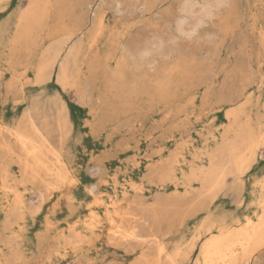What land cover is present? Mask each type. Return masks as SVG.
Wrapping results in <instances>:
<instances>
[{"label":"rangeland","instance_id":"374dc122","mask_svg":"<svg viewBox=\"0 0 264 264\" xmlns=\"http://www.w3.org/2000/svg\"><path fill=\"white\" fill-rule=\"evenodd\" d=\"M189 1L0 0V264H264V0Z\"/></svg>","mask_w":264,"mask_h":264},{"label":"bare ground","instance_id":"6f19581e","mask_svg":"<svg viewBox=\"0 0 264 264\" xmlns=\"http://www.w3.org/2000/svg\"><path fill=\"white\" fill-rule=\"evenodd\" d=\"M194 1V0H193ZM218 1H220V0H212V1H209V0H205V2L204 3H202L203 5H204V7H202L201 6V4H199L200 6H198V2L197 3H195V4H197V6L199 7V8H203V12H205L206 13V10H210V6H212L213 4H217L218 3ZM187 2V1H186ZM221 2H223V1H221ZM189 3V5L187 4H185L184 6H185V9H184V7H183V10H185V13H186V15L188 16V15H190L191 13H193L194 14V11H195V13H197L198 11V13L200 14V11H202L201 9L200 10H194L195 8H194V6H196L195 4L193 5V2H191V1H189L188 2ZM218 5V4H217ZM216 5V6H217ZM215 6V7H216ZM212 9V8H211ZM211 11V10H210ZM184 12V11H183ZM207 14V13H206ZM184 15V14H183ZM208 15V14H207ZM206 15V16H207ZM186 16V17H187ZM192 16V15H191ZM190 16V17H191ZM193 16H195V14L193 15ZM200 16H203V14L201 13L198 17H194L195 19L194 20H198V22H201L202 20H201V18L200 19H198ZM206 16H204V17H206ZM185 16H183L182 18L183 19H185L186 18ZM204 17H203V19H204ZM193 18V17H192ZM183 19H182V21H183ZM187 19V18H186ZM189 19V18H188ZM191 20V19H190ZM189 21V20H188ZM195 22V21H194ZM188 23V22H187ZM196 23V22H195ZM195 23L193 24V26L195 27ZM181 25V24H180ZM196 26H197V24H196ZM181 27V26H180ZM194 29V28H193ZM181 30V29H180ZM189 30V29H188ZM151 51V50H150ZM18 135H21L20 133H17ZM24 136H25V134H24ZM23 136V137H24ZM17 138H20L19 136L17 137ZM28 138V137H27ZM26 139V138H25ZM19 140H22L21 138L19 139ZM16 141V140H15ZM39 143V142H38ZM32 144V143H31ZM32 145H34V147H32L31 146V148H29L28 146H30V145H28V146H26V156L25 157H19V160H20V162L22 161L21 159H25V161H23V164L24 165H27L28 164V162H29V160L31 159V158H33L34 159V161H35V159H36V161H37V163L38 164H40V163H42L43 162V164L41 165H39V168L41 167V168H44V169H46V171H44L45 172V175L47 174L48 176H51V178H53V179H55V180H57V184L59 185V184H61V183H63V185H65L64 183H66L67 181H66V179H65V176H64V171L63 170H65V169H63L64 168V163L62 162V160H61V158L58 156L59 155V153H58V155H56V154H52V156H49V154L47 155L46 153H44L43 151H42V148L41 147H39L41 150H39V151H37V149L38 148H35V144H32ZM19 146V145H18ZM7 147H8V145H7ZM4 148V147H3ZM21 148V147H20ZM7 151V150H6ZM12 152V151H11ZM15 152V151H14ZM22 152V151H21ZM49 152V151H48ZM47 152V153H48ZM53 152V151H52ZM59 152V151H58ZM9 153V152H8ZM7 153V154H8ZM55 153H56V151H55ZM10 155H12L11 153H9ZM24 154V153H23ZM22 154V155H23ZM19 155V154H18ZM25 155V154H24ZM16 156V155H15ZM15 158H17V157H14V159ZM17 160V159H16ZM31 161V160H30ZM13 162V161H12ZM44 162H46V163H44ZM16 163H19V162H16ZM31 163H33L32 161H31ZM35 163V162H34ZM37 163H36V165H37ZM13 164V163H12ZM22 164V163H21ZM65 165H66V163H65ZM23 167H25V166H23ZM22 167V168H23ZM38 167V165L35 167V168H37ZM66 168V167H65ZM32 170V169H31ZM67 170H70V169H67ZM34 171V170H33ZM43 171V170H42ZM33 173V172H32ZM34 174V176L37 174V172L35 171V173H33ZM70 174V173H69ZM44 175V176H45ZM38 176V175H37ZM39 176H40V174H39ZM69 176V175H68ZM41 177V176H40ZM35 179H37L36 178V176L34 177ZM33 178V179H34ZM68 178V177H67ZM69 181V180H68ZM52 183V182H51ZM55 183V182H54ZM73 183V182H72ZM62 185V184H61ZM73 185V184H72ZM53 185H51L50 184V188L52 187ZM55 186V185H54ZM53 186V187H54ZM69 186V185H68ZM6 187V186H5ZM10 187V186H9ZM52 187V189H54ZM57 187V186H56ZM59 187V186H58ZM57 187V188H58ZM63 187V186H62ZM7 188V187H6ZM12 188V187H11ZM11 188H9V189H11ZM3 190H5V189H3ZM58 191V190H57ZM60 191V190H59ZM4 192V191H3ZM52 192V191H51ZM50 192V193H51ZM5 193V192H4ZM11 193V192H10ZM15 192H13L12 194H14ZM59 193H61V192H59ZM8 194H9V192H8ZM7 194V195H8ZM11 194V195H12ZM16 194V193H15ZM50 195V194H49ZM61 195V194H60ZM67 194L65 193V196H66ZM65 196H64V199H65ZM12 197V196H11ZM67 197V196H66ZM95 197V196H94ZM16 198V197H15ZM69 198H70V200L72 199V197H70L69 196ZM111 198V197H110ZM74 199V198H73ZM66 200H68V199H66ZM116 200V199H115ZM20 201V200H19ZM69 201V200H68ZM94 201V200H93ZM23 202V201H22ZM108 202V201H107ZM109 203V202H108ZM107 203V204H108ZM116 203V202H115ZM19 204V203H18ZM17 204V205H18ZM20 205H24L23 203L22 204H20ZM118 206V205H117ZM121 206V205H120ZM122 206H123V204H122ZM18 207V206H17ZM20 207V206H19ZM119 207V206H118ZM117 208V207H116ZM120 208V207H119ZM103 210V212H104V214H102V216H101V214H100V212H101V210ZM86 213H87V211H86ZM114 213H115V215H118V211H114ZM109 209H108V206L106 205V203H105V201L103 202V200L101 201V200H97L96 202H95V204L93 205V206H90L89 208H88V213H87V215L85 214L84 216H86V218L84 219V225H83V227L85 228V229H88V230H91V229H102L103 228V226H104V223H103V220H104V218H105V220H106V222H109L110 223V220H108L109 219ZM124 214V213H123ZM123 214L121 213V215L123 216ZM48 215V214H47ZM120 215V216H121ZM121 216V217H122ZM115 217V216H114ZM125 217V216H124ZM123 217V218H124ZM112 218V217H111ZM113 219H115V218H113ZM117 220V219H116ZM246 220V219H245ZM250 220V219H249ZM48 221H50V220H48ZM112 221V220H111ZM120 221V220H119ZM118 221V222H119ZM121 221H124V220H121ZM117 222V221H116ZM117 222V223H118ZM247 223H248V221H246ZM250 222V221H249ZM48 223V222H47ZM50 223V222H49ZM109 223H107L108 225H109ZM111 223H113V222H111ZM120 224H121V222H119ZM124 223H126V222H124ZM51 224V223H50ZM263 224V223H262ZM52 225V224H51ZM50 225V226H51ZM53 225H54V223H53ZM112 225V224H111ZM110 225V226H111ZM119 225V224H118ZM125 225H127V224H124L123 226H125ZM73 226V225H72ZM116 226H117V224H116ZM244 226H245V224H244ZM254 226V225H253ZM49 227V226H48ZM71 227V226H70ZM119 227H120V225H119ZM246 227V226H245ZM255 227V226H254ZM263 227V226H262ZM261 227V228H262ZM65 228H66V226H65ZM83 228V229H84ZM105 228V227H104ZM103 228V229H104ZM121 228H122V226H121ZM250 228V227H249ZM123 229V228H122ZM121 229V230H122ZM125 229V228H124ZM242 229H243V227H242ZM70 230V229H69ZM108 230L110 231V232H112V234H114V233H118V235H120L119 233L120 232H118V226L117 227H115V228H108ZM126 230H127V228H126ZM243 230H245V229H243ZM259 230H260V228H259ZM120 231V230H119ZM124 231V230H123ZM123 231H121V236H123L125 233L123 232ZM246 232L244 233V235H243V233L241 234V235H243V239L245 240V238H247V239H255V240H257V242H258V238L260 239V237H258L257 235H258V233L260 232H258L257 230H254L253 228H252V225H251V229L250 230H245ZM262 231H263V229H262ZM122 232L124 233V234H122ZM129 232V231H128ZM238 232V231H237ZM258 232V233H257ZM99 233H101V231L99 232ZM135 233V232H134ZM137 233V232H136ZM131 233H127L126 235H124V239H125V237L126 236H128V238L129 237H132V236H129ZM133 234V233H132ZM211 234V233H210ZM225 233L223 232V231H221L220 233H219V235H218V237L217 238H209V239H207V240H205V242H204V244H203V247H202V253H203V260H204V264H214L213 263V261L214 260H216V259H220V260H223L225 257H226V255L228 254V253H225V250H227L228 251V249L230 250V251H232V249L233 248H229L230 246L232 247V244L229 246L228 244H226L225 242H224V240H222V238H224V235ZM261 234V233H260ZM108 235V234H107ZM116 235V234H115ZM138 235V234H137ZM137 235H134V236H137ZM139 237V236H138ZM154 237V236H153ZM121 238V237H120ZM123 238V237H122ZM121 238V239H122ZM228 238V237H227ZM227 238H226V241H227ZM126 239H127V237H126ZM132 239H134V237L133 238H131L130 240H132ZM137 239V238H136ZM246 239V240H247ZM123 240V239H122ZM254 240V241H255ZM262 240V239H261ZM261 240H260V242H261ZM124 241V240H123ZM128 241V240H127ZM126 241V242H127ZM131 242V241H130ZM245 242V241H244ZM252 242V241H251ZM247 243V242H246ZM256 243V242H255ZM259 243V242H258ZM262 243H264V242H262ZM163 245V244H162ZM243 245H245V244H243ZM247 245H249V243L247 244ZM262 245V244H261ZM159 246H161V245H159ZM164 247V246H163ZM241 247V246H240ZM158 248V247H157ZM168 248V247H167ZM242 248V247H241ZM237 249V248H236ZM244 248H242V250H243ZM159 250V249H158ZM158 250H156V252L158 251ZM172 251V250H171ZM159 252V251H158ZM161 253H162V251H160ZM179 252V251H178ZM164 253H165V251H164ZM238 254L237 253H235L234 254V256L236 257ZM230 256V255H229ZM158 257H159V255H158ZM163 257H164V255H163ZM162 257V258H163ZM157 258V257H156ZM171 258V257H170ZM173 258V257H172ZM230 258V257H229ZM228 258V259H229ZM249 258L250 257H248V258H246L244 261H240V263H237V264H247L248 263V260H249ZM235 259V258H234ZM158 260V259H157ZM171 260V259H170ZM177 260V262H178V259H176ZM175 260V261H176ZM237 260V259H236ZM159 261H161V259L159 260ZM171 261H173V260H171ZM154 263H155V261H154ZM156 263H157V261H156ZM155 263V264H156ZM163 263H164V261H163ZM169 263V262H168ZM167 263V264H168ZM179 263V262H178ZM232 263V262H231ZM153 264V263H152ZM160 264V263H159ZM165 264V263H164Z\"/></svg>","mask_w":264,"mask_h":264}]
</instances>
